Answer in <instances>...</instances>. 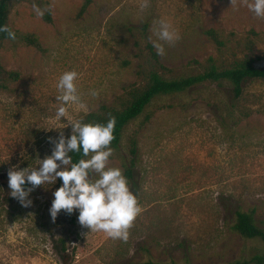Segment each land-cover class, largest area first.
Wrapping results in <instances>:
<instances>
[{"label": "rangeland", "instance_id": "374dc122", "mask_svg": "<svg viewBox=\"0 0 264 264\" xmlns=\"http://www.w3.org/2000/svg\"><path fill=\"white\" fill-rule=\"evenodd\" d=\"M84 2L9 0L8 25L36 36L42 50L19 39L4 40L0 50L2 67L19 74L0 88V264H143L147 259L216 264L261 251V242L229 228L240 207L252 208L264 229L260 78L248 79L234 101L226 82L157 96L125 125L107 166L124 174L129 140L136 139L128 185L140 211L126 241L81 226L77 211H61L53 222L49 207L60 178L36 186L30 206L10 195L11 168L35 167L52 152L49 138L71 134L70 120L103 103L116 105L125 87L143 82L149 71L172 78L196 74L210 63L228 67L248 53L264 57V19L253 15L247 0H90L80 12ZM161 19L180 37L163 56L151 42ZM208 29L218 33L221 46L206 35ZM66 70L78 73L84 108L67 105V119L57 120L56 84ZM93 89L98 95L90 94Z\"/></svg>", "mask_w": 264, "mask_h": 264}, {"label": "clouds", "instance_id": "9594fccd", "mask_svg": "<svg viewBox=\"0 0 264 264\" xmlns=\"http://www.w3.org/2000/svg\"><path fill=\"white\" fill-rule=\"evenodd\" d=\"M234 2V0H232ZM247 8L257 18L264 19V0H247ZM36 14L43 16L44 11L35 7ZM0 33L8 39H15V32L0 24ZM152 46L157 55H165L166 46L173 45L180 37L179 33L165 19L159 20L154 28ZM78 73L66 70L56 84L60 102L56 109V119H67V105L84 108L77 87ZM92 96L98 95L91 90ZM72 132L65 137L61 132L58 139H50L54 144L50 155L39 159L35 167H13L8 171L10 195L17 198L22 206H30L31 191L36 186L55 182L62 184L53 192L49 214L53 222L61 211L66 214L78 212V223L93 231H103L113 239L126 241L128 229L140 211L137 196L130 190L128 180L119 167H108L107 161L112 154L110 144L114 139L115 118L106 123L84 122L81 119L70 120ZM56 127H43L51 130ZM60 129V128H56ZM71 153H82V158L73 162ZM95 174L94 178L92 174ZM30 184L28 188L25 185Z\"/></svg>", "mask_w": 264, "mask_h": 264}, {"label": "trees", "instance_id": "16d2710c", "mask_svg": "<svg viewBox=\"0 0 264 264\" xmlns=\"http://www.w3.org/2000/svg\"><path fill=\"white\" fill-rule=\"evenodd\" d=\"M90 0L85 2L80 7V12L85 11ZM9 0H0V24L8 25L7 10ZM46 21H50L48 12L45 14ZM9 26V25H8ZM10 27V26H9ZM13 30V29H12ZM16 34L15 39L23 41L27 45L35 47L37 50H42L37 37L31 33H20L13 30ZM205 33L218 46L223 44V41L218 36V33L213 29L205 30ZM8 39L5 33H0V50L2 42ZM154 57L156 54L152 53ZM19 74L16 71H7L1 65L0 59V88H5V81H16ZM260 78L264 80V57L248 53L239 60H235L228 67H218L214 63H210L203 71L187 76H178L167 78L156 71H149L143 82L130 83L125 87L124 94L116 105L100 104L96 110L89 111L80 118L84 122L106 123L110 118H115V126L113 130L114 139L112 140L111 149L117 148L120 143L121 135L126 124L136 118L143 112L146 106L157 96L180 93L189 90L203 82H212L222 84L223 82L229 85V94L232 101L238 99L243 92L244 83L248 79ZM150 115H147L145 120H148ZM127 156L124 159V176L128 179L134 178V167L137 158V142L135 138L129 140ZM73 162L82 158V153H71ZM30 184L25 185L28 187ZM230 230L240 237L249 240H258L262 244L261 251L249 256L225 263L216 264H264V229L259 227L254 218V210L242 209L238 207L233 211L232 221L229 226ZM62 249H64V240L60 241ZM143 264H189L188 262L179 263L173 259L169 261H159L147 259Z\"/></svg>", "mask_w": 264, "mask_h": 264}]
</instances>
